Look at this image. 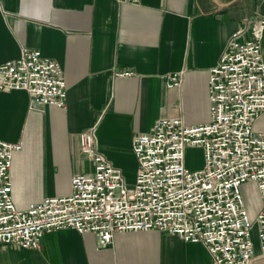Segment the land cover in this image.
Wrapping results in <instances>:
<instances>
[{"label":"crops","instance_id":"1","mask_svg":"<svg viewBox=\"0 0 264 264\" xmlns=\"http://www.w3.org/2000/svg\"><path fill=\"white\" fill-rule=\"evenodd\" d=\"M261 18L264 0H0V63L21 46L38 49L59 63L67 86L63 108H31L27 91H0V139L23 142L10 167L14 205L71 193L72 175L90 169L79 133L91 127L95 149L132 183L134 135L160 116L207 121L209 68L234 31L244 27L250 38ZM123 70L133 75L116 76ZM179 72L181 85L167 88L166 76ZM262 121L264 113L256 131ZM0 264L212 263L203 243L165 232H116L99 247L93 233L62 228L43 235L38 250L0 244Z\"/></svg>","mask_w":264,"mask_h":264},{"label":"built area","instance_id":"2","mask_svg":"<svg viewBox=\"0 0 264 264\" xmlns=\"http://www.w3.org/2000/svg\"><path fill=\"white\" fill-rule=\"evenodd\" d=\"M263 30L261 18L250 38H243L244 27L234 31L209 68L207 121L186 124L180 115L160 116L149 131L134 135L132 183L95 149L91 127L79 133L90 169L72 175L71 193L19 209L12 200L10 167L23 142L0 139V244L38 250L43 235L71 228L93 233L97 245L105 247L116 232L155 230L203 243L212 264L264 259V131L254 130L264 113ZM131 75V70L116 73ZM181 77L182 72L167 75L166 87L180 86ZM15 89L27 91L31 108L66 105L63 70L38 49L21 46L18 57L0 63V91ZM191 147L202 150L198 168L186 165L185 151ZM245 182L255 184L260 198L253 220L241 192Z\"/></svg>","mask_w":264,"mask_h":264},{"label":"rangeland","instance_id":"3","mask_svg":"<svg viewBox=\"0 0 264 264\" xmlns=\"http://www.w3.org/2000/svg\"><path fill=\"white\" fill-rule=\"evenodd\" d=\"M261 46L262 48H264V36L261 37ZM256 128L258 127L255 126L254 130H256ZM202 161H203V155H202V150L200 148L191 147L186 149L185 162L189 168L200 167L202 165ZM241 192L244 198V203L248 212V216L251 220H253L258 208L260 207V198L257 188L255 184L251 182H245L241 186ZM251 234L254 244H256L257 246L258 239H257L255 227H253V229L251 230Z\"/></svg>","mask_w":264,"mask_h":264},{"label":"water","instance_id":"4","mask_svg":"<svg viewBox=\"0 0 264 264\" xmlns=\"http://www.w3.org/2000/svg\"><path fill=\"white\" fill-rule=\"evenodd\" d=\"M235 1H236V0H229L228 2H225V3H219L217 0H214V2H215L217 5H219V6H223V5L227 6V5H229V4H231V3L235 2Z\"/></svg>","mask_w":264,"mask_h":264},{"label":"bare ground","instance_id":"5","mask_svg":"<svg viewBox=\"0 0 264 264\" xmlns=\"http://www.w3.org/2000/svg\"><path fill=\"white\" fill-rule=\"evenodd\" d=\"M260 119H262V118H260ZM259 121V120H258ZM260 122H261V120H260ZM262 122H264V121H262ZM259 123V122H258Z\"/></svg>","mask_w":264,"mask_h":264}]
</instances>
